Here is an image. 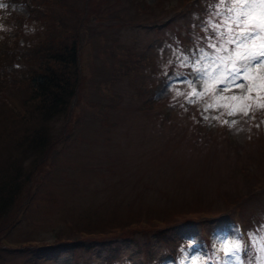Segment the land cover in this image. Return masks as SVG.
I'll return each mask as SVG.
<instances>
[{"label":"rangeland","instance_id":"rangeland-1","mask_svg":"<svg viewBox=\"0 0 264 264\" xmlns=\"http://www.w3.org/2000/svg\"><path fill=\"white\" fill-rule=\"evenodd\" d=\"M130 1L121 5L102 1V7L105 11L106 7L119 8V14L125 18L133 14ZM138 1L154 5L157 12L161 8L167 10L157 14L159 24H164L175 8L186 10L183 4L186 0ZM194 1L198 0H191V5ZM201 2L203 5L205 0ZM207 5L222 14L218 33L223 27V15L224 19H229L227 9L244 8L239 0H218L207 2ZM28 13L24 3L0 0V19H22ZM108 13L115 14L111 9ZM187 14L195 16L196 12L192 10ZM180 23L176 21L170 24L177 29ZM209 24L211 31L217 34L214 27L217 23ZM147 26L126 27L120 31L121 41L115 47L131 45L145 49L153 57V63L136 69L130 77H115L113 82L110 81L111 61L99 55L103 49L96 37L92 38V43L91 39H87V33L82 34L80 66L85 77V95L81 103L84 107L76 111L80 125L70 129L73 108L64 135V139H70L69 145L63 149L61 156L57 155V169L51 175L53 181L43 189L53 190L56 195L52 197L42 191L37 200L44 203V198H51L53 204L45 203L43 211L33 208L23 215V226L26 229L34 226V235L38 238L51 239L59 228H62L61 237H66L64 230L68 223L76 220L82 210L80 197L86 202L85 194L90 192L74 193L68 188L74 186L78 190L93 184L103 186L111 163L129 175V183H115L119 197L116 203H127L128 200L138 202L134 198L138 191L144 201H151L156 195L151 192L167 186L175 190L190 188L193 193L198 189L199 195L213 201L214 205H222L219 195L224 192L237 198L247 192L251 185L255 188L253 192L259 193L264 189V88L260 87L264 82L261 80L264 64L252 68L256 74L254 80L241 83L231 78L232 70L239 67L232 62L234 54L225 57L219 49L212 51L211 45L217 40L209 36V32L207 49L190 46L184 55L170 26H163L159 31ZM98 29L105 34L112 30L105 27ZM98 37L101 46L106 45ZM256 44H259V36ZM187 56L193 58L192 63H185ZM187 66H191V70L186 75L184 69ZM136 85L141 90H136ZM232 97L244 99L233 100ZM108 98L116 104L115 111L109 116L115 126L110 132H104L92 117V101H108ZM18 99V96H12L15 104ZM138 106H141V111H138ZM97 115L102 116L100 112ZM63 123V120L54 122L57 131ZM93 171L100 174L94 175ZM139 174H142L144 182L150 184V188L144 190L141 181H135ZM112 175H107V182L115 180ZM261 193L247 199L241 216L246 224L250 222L251 244L254 249L257 248V252H262L260 246L264 239V191ZM189 195L185 193L181 196L186 199ZM161 202L166 206L162 199ZM143 216H146L145 211ZM240 232L242 229L231 221L222 219L211 223L207 232L211 246H208L198 227L179 228L177 233L179 248L183 252L182 264H225L233 258L225 256L222 245L239 241ZM14 237L13 232L11 241ZM139 239L143 240L142 237ZM152 243L157 247L155 254L158 262L159 256L166 252L159 247L157 240H152ZM101 249H87L78 258L64 251L57 260H43L41 257L36 264H108L107 254ZM208 249L212 251V259ZM217 253L221 254L222 261L217 259ZM35 256L30 252L24 259L28 262L31 257L33 261ZM164 261L166 264H180L167 254ZM109 264H143L142 255L135 243L124 242L120 244L118 256Z\"/></svg>","mask_w":264,"mask_h":264},{"label":"trees","instance_id":"trees-1","mask_svg":"<svg viewBox=\"0 0 264 264\" xmlns=\"http://www.w3.org/2000/svg\"><path fill=\"white\" fill-rule=\"evenodd\" d=\"M10 1L26 4L29 13L22 19H0V264H36L41 257L43 260H57L64 251L78 258L82 252L96 247L105 248L101 250L107 254L106 260L110 263L118 256L120 244L124 242L135 243L138 252H141L143 264H158L155 254L157 247L152 240H157L167 255L182 264L183 252L179 248L177 233L179 228L196 224L199 229L210 230L213 219L205 213L212 217L223 213L225 219H240L247 199L262 194L264 189L259 193L253 192L255 188L251 185L247 192L237 198L227 192L220 194L222 205H214L213 201L199 195L198 189L193 193L190 188L175 190L167 186L151 192L156 194L151 201H144L138 191L134 196L138 202L128 200L127 203H116L119 197L115 183H129V175L111 163L108 170L115 180L107 182V175L110 177L108 172L105 173L103 186L93 184L78 190L74 186L68 188L74 193L90 192L85 194L86 202L80 197L82 210L76 220L68 223L64 230L66 237H61L62 228L51 239L35 236L34 226L32 229L23 226V215L33 208L43 211L45 203L53 204L51 198H44V203L37 201L42 191L52 197L56 195L53 190L43 189L53 181L51 175L57 169V155L61 156L63 149L69 145L70 139H64L68 130L64 125L71 115L72 105L82 103L85 87L80 66L82 34L87 33V39H91L92 43L94 37L99 43L100 36L106 42L101 47L114 50L116 43L121 41L120 31L126 27L146 28L149 25L147 27L150 29L159 31L163 26H170L181 52L186 55L185 50L190 46L207 49L209 32L208 35L217 40L213 43L217 47L212 48V44L211 50L219 49L226 57L233 54L226 41L239 29L235 28V21L224 19L223 15V27L218 33L222 14L207 5V2L218 0H205L203 5L201 0L194 1L192 5L191 0H186L183 3L186 10L175 8L170 20L164 24H159L156 16L167 10L161 8L157 12L154 5L138 0L130 1L133 14L125 18L119 14V8L106 7L105 11L102 1L121 5L127 0ZM110 9L115 14L110 15ZM192 10L196 12L195 16L187 14ZM176 21H181L177 29L170 24ZM210 22L217 23V34L211 31ZM99 27L112 30L105 34ZM229 28H232L231 32ZM121 47L124 55L119 59L125 73L129 74L133 67L130 68L128 63L134 66L141 61V56L131 45ZM215 55L218 56L217 53ZM192 60L191 56H187L184 61L192 63ZM13 95L19 97L16 104L12 100ZM98 103L100 109L115 107L102 100ZM141 110V106H138V111ZM93 116L98 121L100 115ZM105 116L107 123L104 127L108 131L111 121L108 114ZM62 120L64 123L57 131L54 122ZM195 132L201 133L200 130ZM93 174L100 173L93 171ZM142 177L139 174L135 181H141V186L146 190L150 184L144 182ZM189 187L193 188L192 185ZM185 193L186 196L190 195L183 199L181 195ZM144 211L146 216H143ZM242 221L245 228L250 230V222L246 224L245 219ZM13 232L15 237L12 242ZM140 237L142 241H139ZM204 240L210 246L206 237ZM262 240L260 249L264 248ZM209 251L212 259V251ZM30 252L36 255L35 260L32 261L30 257L27 262L24 256ZM260 255L262 252H257L252 244L241 254L247 264H257Z\"/></svg>","mask_w":264,"mask_h":264},{"label":"snow or ice","instance_id":"snow-or-ice-1","mask_svg":"<svg viewBox=\"0 0 264 264\" xmlns=\"http://www.w3.org/2000/svg\"><path fill=\"white\" fill-rule=\"evenodd\" d=\"M244 8H229L227 9L229 19L235 21V28L239 29L235 35H229L228 43L230 50L234 54V62L238 64L231 72V78L239 80L243 83L244 80L249 82L256 78V74L252 72V68L259 64H264V0H239ZM234 13V15H233ZM227 22V21H225ZM214 27H216L214 25ZM232 28H229V32ZM223 35V33H221ZM259 36V44H256ZM215 44L212 48H216ZM258 47V51L256 50ZM231 61V58H229ZM244 75H241V74ZM264 81V76L261 77ZM264 88V82L260 85ZM251 91V89H250ZM233 100H241L243 97H232ZM222 248L225 250V256L232 257V260L226 261L225 264H247V261L242 259V252L246 248L245 244L240 241H234L231 244H224ZM264 253V248L261 249ZM257 264H264V255L258 258Z\"/></svg>","mask_w":264,"mask_h":264},{"label":"clouds","instance_id":"clouds-1","mask_svg":"<svg viewBox=\"0 0 264 264\" xmlns=\"http://www.w3.org/2000/svg\"><path fill=\"white\" fill-rule=\"evenodd\" d=\"M164 255H166V253L159 256L158 264H166V262L164 261Z\"/></svg>","mask_w":264,"mask_h":264}]
</instances>
